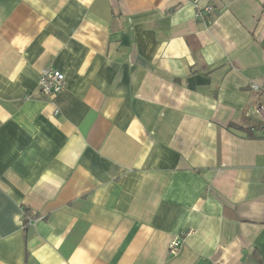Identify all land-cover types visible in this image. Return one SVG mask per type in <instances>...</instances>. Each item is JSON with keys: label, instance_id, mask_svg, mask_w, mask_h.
<instances>
[{"label": "crops", "instance_id": "obj_1", "mask_svg": "<svg viewBox=\"0 0 264 264\" xmlns=\"http://www.w3.org/2000/svg\"><path fill=\"white\" fill-rule=\"evenodd\" d=\"M193 1L0 0V264H264V0Z\"/></svg>", "mask_w": 264, "mask_h": 264}, {"label": "built area", "instance_id": "obj_2", "mask_svg": "<svg viewBox=\"0 0 264 264\" xmlns=\"http://www.w3.org/2000/svg\"><path fill=\"white\" fill-rule=\"evenodd\" d=\"M193 4L196 20L209 24L216 19L217 11L212 5L202 6L200 0H194ZM64 77L65 75L61 71L54 68L49 67L43 69L40 73V78L38 79L41 90L40 92L52 97L62 94L64 90H66V78ZM253 88L258 89L259 87L253 85ZM256 115L261 120V123L264 124V104L258 106L256 109ZM35 222V219H30L28 224L32 226ZM183 237L185 236L177 237L169 244V251L172 255H177L179 253Z\"/></svg>", "mask_w": 264, "mask_h": 264}, {"label": "trees", "instance_id": "obj_3", "mask_svg": "<svg viewBox=\"0 0 264 264\" xmlns=\"http://www.w3.org/2000/svg\"><path fill=\"white\" fill-rule=\"evenodd\" d=\"M24 212H25V221H24V224H25V228H28V227H30V224H28L29 223V220L30 219H33V218L32 217H28L29 215H28V212L26 210H24Z\"/></svg>", "mask_w": 264, "mask_h": 264}]
</instances>
